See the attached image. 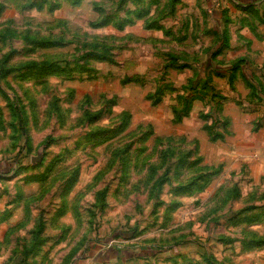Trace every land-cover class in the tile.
<instances>
[{
  "label": "rangeland",
  "instance_id": "rangeland-1",
  "mask_svg": "<svg viewBox=\"0 0 264 264\" xmlns=\"http://www.w3.org/2000/svg\"><path fill=\"white\" fill-rule=\"evenodd\" d=\"M241 1L0 0V264H264Z\"/></svg>",
  "mask_w": 264,
  "mask_h": 264
},
{
  "label": "trees",
  "instance_id": "trees-1",
  "mask_svg": "<svg viewBox=\"0 0 264 264\" xmlns=\"http://www.w3.org/2000/svg\"><path fill=\"white\" fill-rule=\"evenodd\" d=\"M139 1H141V0H139ZM242 2V5H243V7H245V8H252L253 7V5H254V1H251V0H243V1H241ZM241 5V6H242ZM98 59H102V60H106V58H98ZM51 64H49V66H50ZM53 69H55V68H53ZM2 71H3V69H2ZM186 108H188V106L186 107ZM188 113V111H186L185 112V115ZM221 138H222V136H221Z\"/></svg>",
  "mask_w": 264,
  "mask_h": 264
},
{
  "label": "crops",
  "instance_id": "crops-1",
  "mask_svg": "<svg viewBox=\"0 0 264 264\" xmlns=\"http://www.w3.org/2000/svg\"><path fill=\"white\" fill-rule=\"evenodd\" d=\"M263 56H264V54H263ZM263 56H262V57H263ZM252 59H253V58H252ZM263 59H264V58H263Z\"/></svg>",
  "mask_w": 264,
  "mask_h": 264
}]
</instances>
